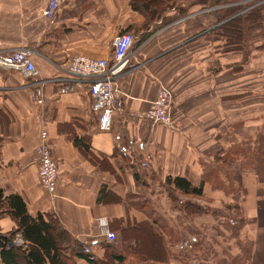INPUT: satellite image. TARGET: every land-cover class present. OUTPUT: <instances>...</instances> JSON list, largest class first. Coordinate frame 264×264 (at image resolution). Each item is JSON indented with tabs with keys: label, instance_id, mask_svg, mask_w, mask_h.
<instances>
[{
	"label": "crops",
	"instance_id": "1",
	"mask_svg": "<svg viewBox=\"0 0 264 264\" xmlns=\"http://www.w3.org/2000/svg\"><path fill=\"white\" fill-rule=\"evenodd\" d=\"M47 2L0 0V56L28 49L37 70L25 77L0 66V188L21 195L33 216L54 214L72 238L102 257L106 239L99 233V219H106L115 234L119 228L154 220L165 234L161 224L172 201L157 180L181 176L193 185L204 182L205 193V172L225 165L222 159L229 157L231 142L260 130L264 53L255 42L259 37L247 53L224 49L226 38L218 33L222 22L215 8L189 7L188 0L148 25L131 0H65L49 21L40 16ZM127 28L135 43L129 65L118 77L121 94L111 129L100 131L87 82L70 77L66 65L76 55L109 58L113 38ZM65 83L74 85V91L59 93ZM159 84L173 93L176 128L152 124L146 117ZM37 88L41 97L34 99ZM43 129L57 165L52 195L37 176L35 148ZM74 135L89 138L91 153L74 145ZM217 148L219 164L211 162ZM146 156L150 159L143 167ZM225 197L224 202L242 204ZM185 216L192 222L201 217ZM14 227L8 215L0 216V233ZM75 262L87 264L84 259Z\"/></svg>",
	"mask_w": 264,
	"mask_h": 264
},
{
	"label": "trees",
	"instance_id": "2",
	"mask_svg": "<svg viewBox=\"0 0 264 264\" xmlns=\"http://www.w3.org/2000/svg\"><path fill=\"white\" fill-rule=\"evenodd\" d=\"M188 1L189 7L199 5L203 8H215L214 11L220 15L219 21L222 22L218 27V33L226 38L224 43L226 50L247 53L254 38H264V0H244L249 1L246 5H239L242 0H236V2L235 0L234 2L231 0ZM130 4L133 9L145 16L144 24L148 25L150 21L162 16L176 3L171 0H131ZM242 8H248V11L246 10L247 12L242 15H233L236 10L237 13ZM122 32H130V28ZM72 139L74 145L82 152L91 153L87 136L74 135ZM259 139L248 136L239 142H235V147H230L229 157H223L222 160L225 165L239 162L240 168H250L255 177H262L260 183L264 187V151H259L256 147ZM95 157L96 159L99 158L96 155ZM101 158L106 160L103 156ZM222 168L213 167L205 172L204 176L207 181L214 180L213 182L220 187L222 186L224 192L232 193L238 187L235 185V176L233 179L230 178L229 183L219 184V175L223 173ZM165 180L167 184L172 186L173 190L184 196L199 198L203 195L204 182L193 185L188 179L181 176H168ZM168 197L173 203H179V207L181 206L180 209L185 215H202L210 211L209 205L202 204L197 200L189 198L184 201H177V198L170 194ZM238 206L241 207V203H235L234 207L238 208ZM226 207L229 208L230 206ZM1 215H8L15 223V227L10 231L0 233V261L5 264H76V258L86 260L87 264H167L172 253L170 242L175 236L169 233L170 227H166L164 234L157 230L154 220H143L133 226L119 228L123 241L118 243L116 238L114 242L105 240L106 242L103 244L104 254L99 257L91 251L85 252L83 244L71 237L54 214L38 212L34 216L31 215L27 210L26 201L21 195L18 193L6 194L3 188H0ZM114 222L120 227L118 219ZM17 233L21 235L25 247H8L7 243ZM167 237L169 238L167 239ZM145 238L150 239L158 248L159 256H155L152 250L143 246V241H145L143 239ZM192 245L197 247L195 242ZM128 258H131L134 263L130 262Z\"/></svg>",
	"mask_w": 264,
	"mask_h": 264
},
{
	"label": "rangeland",
	"instance_id": "3",
	"mask_svg": "<svg viewBox=\"0 0 264 264\" xmlns=\"http://www.w3.org/2000/svg\"><path fill=\"white\" fill-rule=\"evenodd\" d=\"M171 1L176 3L175 5H180V2H182L180 0ZM231 2H234V0H231ZM248 3L249 1L242 0L239 2V5H246ZM247 9L248 8H242V10L237 13L236 10L233 15H242L248 11ZM255 42L262 44L260 49H262V53H264V38L259 37ZM262 56L264 59V54ZM171 94L172 117L175 105L172 91ZM172 121L173 127L176 128L177 124L173 119ZM263 121L264 119L262 122ZM249 136H252L253 138L255 137V139L260 138L256 147L259 151H264V124L262 123L259 131ZM235 144L236 143L232 141L231 147H235ZM243 146L245 147V145ZM218 148L212 152L211 155L213 156V159L211 162H215L216 158H218ZM217 163L218 161L216 160V164ZM220 166L223 167L221 169L223 173H220L219 175V184H227L231 181L230 178L233 179L235 176V185H238V187L234 192L226 193L222 186L220 187L213 182L214 180H208L206 191L201 196V199H204L199 200L198 202L209 205L210 211L201 215V217H198L196 222L187 219L183 211L179 209L181 208V206L179 207V203H173V201L171 203V211L165 212L168 214L162 221L164 224L161 225L165 227L171 226V228H169L170 234H173L178 230L184 232L173 234L175 236L170 242L172 253L167 264H229L233 262L237 264H264V187L263 185H260L262 177H254L250 168H240L239 162H234L231 165L221 164ZM241 176H245L243 181ZM156 185L167 195L170 194L177 198V201L189 199L181 193L173 190L172 186L167 184L165 179L162 183L157 180ZM147 191L148 190L145 189V192ZM225 196H232L235 201L241 200V207L238 206V208H235V204H233L235 202L232 201L224 202L226 201ZM139 198L143 202H147V200H143L145 199V196ZM222 198L224 200H222ZM226 206H230L231 208H227ZM149 207H151V205H149ZM243 207L251 217L246 215V211ZM187 227L188 229H186ZM189 227H193V229H189ZM168 238L169 237H167V239ZM143 240H145L143 241V246H145L146 249L152 250L155 256L160 255L158 248L150 239L145 238ZM116 241H118V243L123 241L119 233L116 234ZM194 242L197 243V247L192 245ZM129 259L130 262H133L131 258H128V260Z\"/></svg>",
	"mask_w": 264,
	"mask_h": 264
},
{
	"label": "built area",
	"instance_id": "4",
	"mask_svg": "<svg viewBox=\"0 0 264 264\" xmlns=\"http://www.w3.org/2000/svg\"><path fill=\"white\" fill-rule=\"evenodd\" d=\"M65 0H48L47 4L40 10V16L46 21L55 17ZM135 43L132 32H120L112 40V52L109 58H90L83 55L72 56L66 65V71L70 77L85 80L88 85V94L91 99V109L97 115V127L100 131H108L112 126V114L117 107L121 94L118 77L129 65V53ZM0 66L13 68L20 71L25 77L37 74L36 67L31 59L28 49L18 48L6 56H0ZM41 90L37 88L33 98L41 97ZM74 91V85L65 83L58 88V92L70 93ZM172 94L165 84H159L155 98L149 103L146 117L152 124H163L173 126L171 117ZM37 154V176L41 186L47 193L52 195L57 182V165L51 156V147L47 141L46 130H41L39 141L36 145ZM149 156L140 164L148 166ZM99 233L107 241H114L116 235L109 229L106 219L98 220ZM7 246H22L25 243L19 233L15 238L9 240ZM85 252H90L89 246H83ZM0 264H5L0 261Z\"/></svg>",
	"mask_w": 264,
	"mask_h": 264
}]
</instances>
